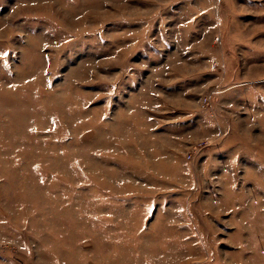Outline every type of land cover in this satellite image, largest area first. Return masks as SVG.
Here are the masks:
<instances>
[{
    "label": "rangeland",
    "instance_id": "rangeland-1",
    "mask_svg": "<svg viewBox=\"0 0 264 264\" xmlns=\"http://www.w3.org/2000/svg\"><path fill=\"white\" fill-rule=\"evenodd\" d=\"M0 264H264V0H0Z\"/></svg>",
    "mask_w": 264,
    "mask_h": 264
},
{
    "label": "built area",
    "instance_id": "built-area-1",
    "mask_svg": "<svg viewBox=\"0 0 264 264\" xmlns=\"http://www.w3.org/2000/svg\"><path fill=\"white\" fill-rule=\"evenodd\" d=\"M211 93H212V90H209L208 92H205L198 97V104L205 109L210 108ZM204 142H205V139H197L194 142L189 143L187 148L183 152L184 157L185 158L191 157L192 153L199 147L200 144H203Z\"/></svg>",
    "mask_w": 264,
    "mask_h": 264
}]
</instances>
